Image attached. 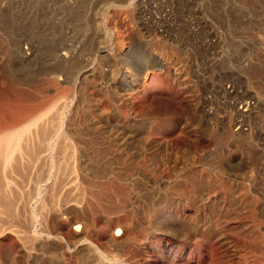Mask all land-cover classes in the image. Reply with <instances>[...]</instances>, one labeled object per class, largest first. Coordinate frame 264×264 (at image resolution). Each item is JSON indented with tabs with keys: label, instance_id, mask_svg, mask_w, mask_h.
Instances as JSON below:
<instances>
[{
	"label": "rangeland",
	"instance_id": "rangeland-1",
	"mask_svg": "<svg viewBox=\"0 0 264 264\" xmlns=\"http://www.w3.org/2000/svg\"><path fill=\"white\" fill-rule=\"evenodd\" d=\"M37 116L0 264H264V0H0V132Z\"/></svg>",
	"mask_w": 264,
	"mask_h": 264
},
{
	"label": "bare ground",
	"instance_id": "bare-ground-1",
	"mask_svg": "<svg viewBox=\"0 0 264 264\" xmlns=\"http://www.w3.org/2000/svg\"><path fill=\"white\" fill-rule=\"evenodd\" d=\"M171 71H172V74H175V69L174 68H172L171 69ZM123 75H124V77H126V72H123ZM138 77V76H137ZM134 79H136V78H134ZM133 79V80H134ZM137 80V79H136ZM47 112L49 111V109L48 110H46ZM40 118V116H37L36 118H34V120H31V121H29V122H27L28 124H23V125H21V126H19V127H15V128H12V129H9V130H5V131H2V132H0V155L2 154V152H3V157L6 159V160H8L9 158H10V155L11 154H8V153H10V152H6V150L8 151L11 147H13L12 149H14V148H16V149H18L17 147H18V145H19V142H20V140H21V138H22V135L26 132V130L27 129H29V128H31V126H32V124L34 125V124H36L37 123V120ZM245 136V135H244ZM236 138L237 136L236 135H234L233 134V136H232V139L233 138ZM234 138V139H235ZM250 138V137H249ZM249 138H248V135H247V142L245 143L246 145H249L248 143H250V141H249ZM237 139V138H236ZM145 140V139H144ZM236 141V140H235ZM249 141V142H248ZM65 142V141H64ZM148 141H147V139H146V141H144L143 143H147ZM246 145L244 146V147H246ZM250 146H251V144H250ZM248 147V146H247ZM250 148V147H249ZM250 150V149H249ZM219 152V151H218ZM5 153H7V154H5ZM12 153V152H11ZM190 157V156H189ZM3 159V158H2ZM4 159V160H5ZM189 160H190V158H189ZM174 161H177L178 163H184V162H186L185 161V159L183 160L182 159V157L181 156H175L174 157ZM209 161H210V163H212L213 165H215V166H229L230 164L232 165V160L230 161V160H224V157H222V153H219V154H217V155H214V156H210V159H209ZM236 163V162H235ZM246 163V162H245ZM245 163H240V165L241 164H245ZM248 164H250V163H246L245 165H246V167H247V165ZM244 166V165H243ZM242 166V167H243ZM248 167H250L249 165H248ZM251 168H252V166H251ZM248 171H250L249 173H248V175H247V177H248V179H251L252 178V172H251V170H248ZM247 171V172H248ZM246 172V171H245ZM244 172V173H245ZM119 233V230L118 229H116V231H115V234H118ZM110 244H112V243H110ZM86 249L85 248H79V251H85ZM100 256H101V258H100V263L101 264H108V261L109 260H111V259H109L106 255H104V253L103 252H100ZM107 261V262H106ZM111 264V263H110Z\"/></svg>",
	"mask_w": 264,
	"mask_h": 264
},
{
	"label": "clouds",
	"instance_id": "clouds-1",
	"mask_svg": "<svg viewBox=\"0 0 264 264\" xmlns=\"http://www.w3.org/2000/svg\"><path fill=\"white\" fill-rule=\"evenodd\" d=\"M190 236H191V233H187V234L180 236L179 238L187 241L190 238ZM115 264H132V262L129 260L127 256H121L116 260Z\"/></svg>",
	"mask_w": 264,
	"mask_h": 264
},
{
	"label": "built area",
	"instance_id": "built-area-1",
	"mask_svg": "<svg viewBox=\"0 0 264 264\" xmlns=\"http://www.w3.org/2000/svg\"><path fill=\"white\" fill-rule=\"evenodd\" d=\"M174 181H175V178L172 179V180L167 181V184H169V183H171V182H174Z\"/></svg>",
	"mask_w": 264,
	"mask_h": 264
}]
</instances>
